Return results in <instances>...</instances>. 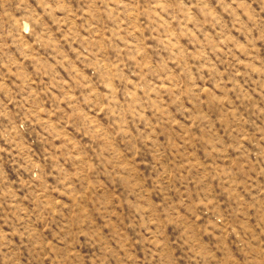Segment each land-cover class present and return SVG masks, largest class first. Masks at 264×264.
Returning a JSON list of instances; mask_svg holds the SVG:
<instances>
[{"label":"rangeland","instance_id":"rangeland-1","mask_svg":"<svg viewBox=\"0 0 264 264\" xmlns=\"http://www.w3.org/2000/svg\"><path fill=\"white\" fill-rule=\"evenodd\" d=\"M0 264H264V0H0Z\"/></svg>","mask_w":264,"mask_h":264}]
</instances>
